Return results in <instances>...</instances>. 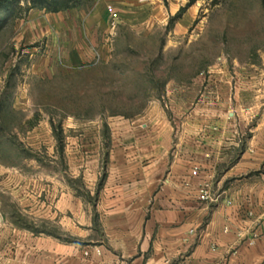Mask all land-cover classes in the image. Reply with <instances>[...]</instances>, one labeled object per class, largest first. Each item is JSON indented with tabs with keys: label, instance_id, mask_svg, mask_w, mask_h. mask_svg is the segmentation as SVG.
<instances>
[{
	"label": "rangeland",
	"instance_id": "obj_1",
	"mask_svg": "<svg viewBox=\"0 0 264 264\" xmlns=\"http://www.w3.org/2000/svg\"><path fill=\"white\" fill-rule=\"evenodd\" d=\"M189 2L133 0L105 36L107 59L80 65L59 30L91 8L0 16V264L24 234L95 248L101 218L126 215L128 193L108 188L128 171L114 152L149 122L189 134L194 110L222 91L237 137L264 120V0H196L177 19Z\"/></svg>",
	"mask_w": 264,
	"mask_h": 264
},
{
	"label": "crops",
	"instance_id": "obj_2",
	"mask_svg": "<svg viewBox=\"0 0 264 264\" xmlns=\"http://www.w3.org/2000/svg\"><path fill=\"white\" fill-rule=\"evenodd\" d=\"M110 4L119 13L134 7L133 0H94L78 25L71 19L59 30L69 64L91 62L95 51L107 57ZM217 96L194 110L189 134L173 138L151 121L143 136L118 147L114 155L128 171L108 188L128 193L126 215L101 218L109 226L95 248L24 234L31 242L18 244L5 264H264V120L237 137L229 94ZM205 185L209 201L200 200Z\"/></svg>",
	"mask_w": 264,
	"mask_h": 264
},
{
	"label": "trees",
	"instance_id": "obj_3",
	"mask_svg": "<svg viewBox=\"0 0 264 264\" xmlns=\"http://www.w3.org/2000/svg\"><path fill=\"white\" fill-rule=\"evenodd\" d=\"M196 2V0H190L189 4L180 9L176 18L180 19L186 10ZM94 5V0H29L26 8L21 6V0H0V16L5 14V18H9L15 15L18 10L29 13L31 10L38 9L47 11L50 13H60L63 11L73 9H90ZM4 23V20H0V25Z\"/></svg>",
	"mask_w": 264,
	"mask_h": 264
},
{
	"label": "built area",
	"instance_id": "obj_4",
	"mask_svg": "<svg viewBox=\"0 0 264 264\" xmlns=\"http://www.w3.org/2000/svg\"><path fill=\"white\" fill-rule=\"evenodd\" d=\"M108 14V30L110 36H113L117 30L120 21V13L117 11L114 5L110 4L106 7ZM212 199L210 185H205L200 192L201 201H209Z\"/></svg>",
	"mask_w": 264,
	"mask_h": 264
}]
</instances>
